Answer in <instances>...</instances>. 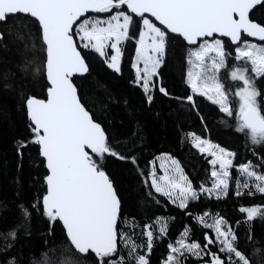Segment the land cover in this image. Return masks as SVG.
Masks as SVG:
<instances>
[{"label": "snow or ice", "instance_id": "obj_1", "mask_svg": "<svg viewBox=\"0 0 264 264\" xmlns=\"http://www.w3.org/2000/svg\"><path fill=\"white\" fill-rule=\"evenodd\" d=\"M128 44L129 83L143 105L151 109L157 93L177 101L207 132L202 97L235 118L244 152L190 130L180 140L204 158L203 179L168 151L142 167V124L116 135L112 93L82 94L89 56L121 74ZM13 49V63L0 61V91L17 96L26 116V133L13 144L17 168L34 150L36 193L0 228V264H153L157 249L156 264H264V239L254 232L264 223V0H0V50ZM176 50L186 85L179 96L163 78ZM113 162L135 174L156 211H128L130 187ZM230 195L237 219L191 208ZM173 209L187 218L176 232ZM34 216L43 223L39 248L28 247Z\"/></svg>", "mask_w": 264, "mask_h": 264}, {"label": "trees", "instance_id": "obj_2", "mask_svg": "<svg viewBox=\"0 0 264 264\" xmlns=\"http://www.w3.org/2000/svg\"><path fill=\"white\" fill-rule=\"evenodd\" d=\"M127 49L122 60L123 71L121 74H115L106 69L99 59L90 55L92 75L84 81L85 88L82 89V94L87 92L86 98H91L94 94H100L105 90L112 93L113 98L118 101L116 104L110 105L109 120L113 121L114 134L127 135L133 130L136 121L142 124L144 130L141 151L142 167L146 160L152 159L158 152L168 151L178 156L187 165L186 171L193 176L199 175L203 179L206 176L205 168L207 167L204 158L195 149L180 140L184 133L190 130L208 136L212 141L236 150L238 153L244 152V138L234 130L235 118H229L219 113L216 106L202 97L197 99V103L201 105V113L207 122V132L204 131L197 116L177 101L164 98L157 93L156 102L151 106V109L143 105L140 91L129 83L133 76L130 69L132 44H128ZM15 56L14 49L12 51L0 50V61H4L5 66L13 63ZM183 70L181 50H176L174 55L170 53L167 65L163 67V78L173 95L179 96L186 91V85L182 83ZM29 87L37 94L40 93L38 85L30 84ZM125 100L127 104L124 103ZM18 103L17 96L0 91V228L5 226V222L11 223L17 217L18 202L26 205L34 199L36 193V188L33 186V177L37 174L35 165L32 163L34 150L29 149L25 152L22 168L16 166L18 158L14 151L13 141L26 133V116L17 107ZM112 168L122 172L124 187H130V191L125 193L129 212L143 215L149 208L156 211L145 201L142 185L135 174H128L129 168L126 165L122 162H113ZM234 200L235 197L231 195L220 201L201 198L200 201L194 202L191 208L194 210L201 205H207L209 209L223 210L227 216L237 219L239 213L235 210ZM255 202H261L259 197L255 199ZM162 211L167 213L168 209ZM171 215L178 217L177 222L171 226V230L176 232L180 228L179 220L184 219L187 222V218L175 209ZM31 230L32 237L28 247L39 248L43 232V223L39 217H33ZM254 232L258 239H264V223L257 221ZM56 243H59L58 239ZM27 250L26 247L25 252ZM160 253L161 249H157L153 253V264H156V258Z\"/></svg>", "mask_w": 264, "mask_h": 264}]
</instances>
